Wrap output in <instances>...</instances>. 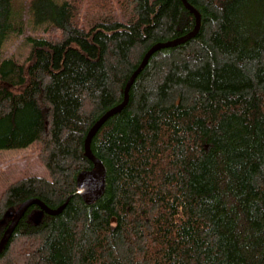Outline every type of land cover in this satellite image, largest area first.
<instances>
[{
  "label": "trees",
  "instance_id": "16d2710c",
  "mask_svg": "<svg viewBox=\"0 0 264 264\" xmlns=\"http://www.w3.org/2000/svg\"><path fill=\"white\" fill-rule=\"evenodd\" d=\"M187 1L197 34L155 51L92 138L106 189L88 204L89 129L195 16L182 0H0V149L38 141L49 170L1 192L0 241L25 200L63 206L31 205L0 264H264V0ZM23 15L42 32L20 61L2 49Z\"/></svg>",
  "mask_w": 264,
  "mask_h": 264
},
{
  "label": "water",
  "instance_id": "95a60500",
  "mask_svg": "<svg viewBox=\"0 0 264 264\" xmlns=\"http://www.w3.org/2000/svg\"><path fill=\"white\" fill-rule=\"evenodd\" d=\"M182 1L184 2L185 6L191 12H193L195 16L196 24H195L194 29L175 39L168 40L165 42H158L152 45L145 53L139 66L135 69L133 74L128 79L126 86L124 88L123 100L119 104L108 109L102 116H100V118L91 126V128L89 129L87 133V136L85 138V145H84L85 154L93 162L94 168L92 170L81 171L77 176V184H78V193L82 196L84 201L88 204H92L95 201H97L104 194L105 189H106V168L103 162L101 161V159L96 157L91 150V141H92L93 136L101 128V126L108 120L109 117L120 112L127 105L129 101L130 88L136 76L146 66L150 56L155 51L162 49L164 47H175L182 43H185L189 39L193 38L199 30V27L201 24L200 12L193 5H191L187 0H182ZM33 204L39 205L42 210L50 214H57L63 209V206H60L57 209H51L47 205H45V203H43L41 200L37 198H29L25 200L24 202H22L21 205L18 207L16 213L12 217L3 235V238L0 241V252L4 250L7 241L9 240L12 232L14 231L20 219L24 216V214L27 212L29 207Z\"/></svg>",
  "mask_w": 264,
  "mask_h": 264
},
{
  "label": "rangeland",
  "instance_id": "374dc122",
  "mask_svg": "<svg viewBox=\"0 0 264 264\" xmlns=\"http://www.w3.org/2000/svg\"><path fill=\"white\" fill-rule=\"evenodd\" d=\"M28 0H17L22 9H26L25 3ZM16 2V1H15ZM86 3V0L85 2ZM86 6L87 4H83ZM119 14V8L116 9ZM23 29L20 33L13 34L3 45V55L13 56L20 61H24L32 42L29 36H37L42 32L31 27L27 16L23 15ZM31 174H41L47 176L49 170L41 160L39 142L35 141L23 148H1L0 149V194L4 188L13 180Z\"/></svg>",
  "mask_w": 264,
  "mask_h": 264
},
{
  "label": "bare ground",
  "instance_id": "6f19581e",
  "mask_svg": "<svg viewBox=\"0 0 264 264\" xmlns=\"http://www.w3.org/2000/svg\"><path fill=\"white\" fill-rule=\"evenodd\" d=\"M195 24H196V23H195ZM193 29H194V28H193ZM193 29H192V30H193ZM192 30H191V31H192Z\"/></svg>",
  "mask_w": 264,
  "mask_h": 264
}]
</instances>
